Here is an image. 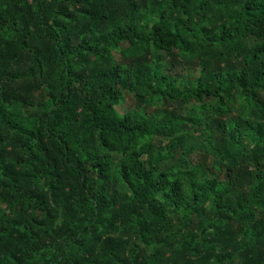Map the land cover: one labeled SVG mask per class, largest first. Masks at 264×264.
Returning <instances> with one entry per match:
<instances>
[{"label":"trees","instance_id":"obj_1","mask_svg":"<svg viewBox=\"0 0 264 264\" xmlns=\"http://www.w3.org/2000/svg\"><path fill=\"white\" fill-rule=\"evenodd\" d=\"M261 91L264 0H0V264H264Z\"/></svg>","mask_w":264,"mask_h":264},{"label":"rangeland","instance_id":"obj_2","mask_svg":"<svg viewBox=\"0 0 264 264\" xmlns=\"http://www.w3.org/2000/svg\"><path fill=\"white\" fill-rule=\"evenodd\" d=\"M146 1L149 2L150 0H146ZM197 2H198V0H189V3H192V5H195V6H197ZM208 6H209V10H206L202 16L198 17L195 20L196 23L205 22L206 20H210V19L215 18L214 12L216 11L218 6H213V4H209ZM159 9H161V6L156 7L154 10V13L152 15L154 16ZM187 11H188V13L186 15H179L178 14L175 16V18L183 22L188 14H193V10L191 8H188ZM153 16H152V19H153ZM154 20L155 19H153V21ZM114 59L117 62L119 61L118 56H114ZM218 63H219V66L221 69H231V68H238V67L242 66V61L236 60L232 55L223 56L221 58V61ZM213 69H214V71L220 70L218 68V66H214ZM186 71L188 72L187 69L184 70V69L180 68L178 72L181 75H185ZM173 72L174 73L177 72V66H175V70ZM204 73L205 72L202 73L199 70H197L195 72H190L191 75H190L189 79L193 80V76L194 77L202 76ZM191 85H192L191 82H187L188 87H191ZM259 97H261V98L264 97V91H261ZM248 105L249 104L246 103V100L238 92H235L234 96L229 101L230 112L232 115L237 114L240 110H242L243 112L247 113V115H245V117L248 116L254 120H262V119L264 120V113H263V116L260 117L257 115L256 111L253 110L252 106H250V105L248 106ZM189 106L198 109L196 117L200 121L206 120L207 122H210V121H212L216 118H220V117H222L223 119L229 118V116L227 115L228 113H215L213 111V109L215 108V102L213 100H210V99H204L202 103H197L194 100H192L187 105L184 106V109L186 107H189ZM141 107H139V105L137 104V100L132 93H129L127 91H122L120 103L117 107V111L119 113H122L123 111L130 110V109L140 110ZM204 108H207V110L202 111ZM152 109H155V107H152ZM193 130H194V137H191L190 139L194 138V139L198 140V143H197L198 146H197V148H192L191 146L186 147L187 152H185V154L187 153L189 160H192L193 163L198 164V168H197L198 172H200V170L205 172V171H207L208 165L210 164V162L212 160V157L210 154L205 155V153H204V151H205L204 137L207 134V131H205L202 128V125L194 126ZM116 190L118 192H122V191H125L126 189L119 184L118 186H116Z\"/></svg>","mask_w":264,"mask_h":264}]
</instances>
